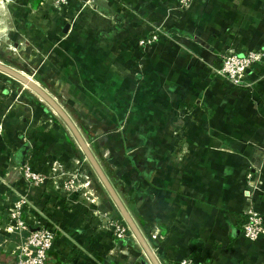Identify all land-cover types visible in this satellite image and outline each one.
Instances as JSON below:
<instances>
[{"label": "crops", "instance_id": "obj_1", "mask_svg": "<svg viewBox=\"0 0 264 264\" xmlns=\"http://www.w3.org/2000/svg\"><path fill=\"white\" fill-rule=\"evenodd\" d=\"M84 2L60 12L50 0H0L1 51L26 73L0 62L67 96L55 97L160 264H264V239L242 236L245 176L264 169V65L249 87L211 73L227 54L264 49V0ZM155 27L163 35L141 46ZM53 114L0 73V264L16 263L27 236L5 231L22 164L59 170L28 191L64 230L46 264H150L130 232L115 238L122 219ZM74 175L62 198L55 185ZM255 204L264 218V196Z\"/></svg>", "mask_w": 264, "mask_h": 264}, {"label": "built area", "instance_id": "obj_2", "mask_svg": "<svg viewBox=\"0 0 264 264\" xmlns=\"http://www.w3.org/2000/svg\"><path fill=\"white\" fill-rule=\"evenodd\" d=\"M71 0H50V3L56 10L64 11ZM188 0H178V7L184 8ZM92 0H85L82 7L91 5ZM154 34L145 43L140 40L141 45L149 44L163 35L164 29L154 28ZM264 65V49L249 51L243 56L233 53L223 56L220 66L212 67L213 76L222 79L232 86H251L246 78L255 72L258 66ZM53 165V164H52ZM20 189L15 190V200L7 210V226L5 228L8 234H21L26 232L24 241L15 248L17 261L15 264H46L47 253L55 247V239L58 233H63L62 224L50 219L40 208L35 206L30 200L28 191L44 184L48 178H57L59 170L51 167L50 174L37 171L28 164H22L19 167ZM79 176H81L79 174ZM78 177L74 175L64 185H55V189L62 192V198H70L76 191L73 186V180ZM246 190L244 193L247 202L245 209V223L242 226V236L249 244L256 243L259 239H264V218L263 210L255 204L257 196H264V169H254L248 171L245 176ZM264 206H262L263 208ZM129 232L126 226L115 225L114 236L121 241L126 233ZM178 264H193L189 258H182Z\"/></svg>", "mask_w": 264, "mask_h": 264}, {"label": "water", "instance_id": "obj_3", "mask_svg": "<svg viewBox=\"0 0 264 264\" xmlns=\"http://www.w3.org/2000/svg\"><path fill=\"white\" fill-rule=\"evenodd\" d=\"M0 73L11 77L12 79L16 80L17 82L21 83L22 85L30 89L47 106H49V108H51V110L55 113L56 116H58L62 120V122L65 124V126L69 130L70 134L73 136L80 151L84 155L85 159L87 160L88 164L90 165L91 169L96 175L101 186L107 193L108 197L110 198L111 202L113 203L114 207L116 208L123 222L127 226L130 233L133 235V237L136 239L138 245L140 246L141 250L143 251L149 263L150 264H160L158 259L154 255L153 251L151 250L148 242L146 241L144 236L141 234L135 221L133 220V218L131 217V215L129 214L125 206L123 205L118 194L114 190L113 186L107 179L106 175L104 174L99 163L97 162L96 158L94 157L91 150L89 149L81 133L79 132V130L77 129L73 121L70 119L68 114L63 110V108L55 101L54 98H52L45 90H43L38 84L32 81L25 74L3 64L2 62H0Z\"/></svg>", "mask_w": 264, "mask_h": 264}, {"label": "rangeland", "instance_id": "obj_4", "mask_svg": "<svg viewBox=\"0 0 264 264\" xmlns=\"http://www.w3.org/2000/svg\"><path fill=\"white\" fill-rule=\"evenodd\" d=\"M92 2H93V0H92ZM1 5V4H0ZM156 28V27H155ZM152 32V33H151ZM151 32H150V36H148V37H146V38H143V39H141V40H144L145 41V43H147V41L152 37V34H154V33H156V32H154V29H152L151 30ZM1 38H3V36L1 37ZM157 40H155V41H151V42H156ZM141 45V44H140ZM141 46H143V45H141ZM4 47L3 46H0V51L3 49ZM6 48H8V47H6ZM7 50V49H6ZM1 52H3V51H1ZM11 52H10V50H8V52L6 53H1L2 55H0V58H2V59H5V60H7V61H9V63H12V64H19V66H20V68H22L23 69V73H26V72H24V71H26V69H25V67L24 66H21L22 65V61H19L18 59H17V57L16 56H13V55H11L10 54ZM33 79H38L37 78V76H35V77H33ZM40 79H41V77H40ZM34 80V81H35ZM50 94V93H49ZM51 95V97H53L54 99H55V101L58 103V100H57V98L55 97L56 95H58L59 97H61V98H67V96L64 94V93H62L61 95L60 94H58V93H52V94H50ZM65 98V99H66ZM49 107V106H48ZM52 117L54 116L55 117V115L53 114V115H51ZM56 118V122H61V124H63V125H61L62 126V128H64L63 126H65V124L62 122V120L58 117V116H56L55 117ZM86 123L88 124V126H89V122H87L86 121ZM66 128V129H65ZM65 128H64V130H67L66 132H68L69 134H70V132H69V130L67 129V127L65 126ZM121 129H119V131H120ZM71 137H73L72 135H71ZM84 156V155H83ZM85 158V157H84ZM88 164V162H87V160L85 159V161H84V164ZM90 166V165H89ZM92 170V169H91ZM92 172H93V170H92ZM91 172V174H92V178H96L97 179V177H96V175L94 174V172L92 173ZM81 176L83 177V179H85V180H87L88 178L85 176V174H83V173H81ZM95 179V180H96ZM127 227V226H126ZM130 232V231H129Z\"/></svg>", "mask_w": 264, "mask_h": 264}, {"label": "trees", "instance_id": "obj_5", "mask_svg": "<svg viewBox=\"0 0 264 264\" xmlns=\"http://www.w3.org/2000/svg\"><path fill=\"white\" fill-rule=\"evenodd\" d=\"M119 218H120V217H119ZM121 219H122V218H120V220H121ZM245 221H246V220H245ZM245 221L243 222V224L245 223ZM121 223H122L123 226H126L125 223L123 222V220H121Z\"/></svg>", "mask_w": 264, "mask_h": 264}]
</instances>
